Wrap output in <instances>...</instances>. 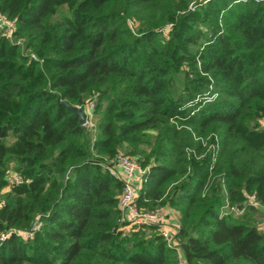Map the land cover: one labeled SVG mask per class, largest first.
I'll list each match as a JSON object with an SVG mask.
<instances>
[{
    "label": "trees",
    "instance_id": "16d2710c",
    "mask_svg": "<svg viewBox=\"0 0 264 264\" xmlns=\"http://www.w3.org/2000/svg\"><path fill=\"white\" fill-rule=\"evenodd\" d=\"M0 16V264H264L246 220L264 208V0H0ZM88 102L94 132L65 105ZM119 152L147 169L138 208L178 212L176 247L129 228Z\"/></svg>",
    "mask_w": 264,
    "mask_h": 264
},
{
    "label": "built area",
    "instance_id": "2783aa9c",
    "mask_svg": "<svg viewBox=\"0 0 264 264\" xmlns=\"http://www.w3.org/2000/svg\"><path fill=\"white\" fill-rule=\"evenodd\" d=\"M206 2V0H205ZM196 7L194 3L191 6V9ZM0 22H2L0 20ZM3 23V22H2ZM1 29L4 28L0 27ZM1 32L4 31L0 30ZM5 35V34H4ZM6 36L10 37L9 34ZM80 109L85 114V123L82 125L87 131L92 132L94 130L95 125L93 124V111H94V103L90 102L86 104L83 108L76 107ZM114 165L118 166L120 171L119 179L122 181L123 188L122 192L119 196L118 207L124 215V218L129 221L130 227H141V226H159L161 224V215L159 210L154 212H141L137 206V198H138V185L140 184L141 180L144 178L147 169H143L141 165L138 163L135 157L125 156V155H116L114 159L111 161ZM138 178H140L138 180ZM18 182V181H16ZM248 203H253L256 206V202L253 196L249 197ZM229 212H234L236 216H240L245 212L244 205H236L233 207H228ZM160 231V226H159ZM264 233V231H262ZM162 233V232H161ZM162 235L164 236L165 240L168 242L169 246L176 247L177 242L174 237H170L169 233L163 232ZM26 235H23L25 237ZM7 235L1 234L0 235V242H2Z\"/></svg>",
    "mask_w": 264,
    "mask_h": 264
},
{
    "label": "rangeland",
    "instance_id": "374dc122",
    "mask_svg": "<svg viewBox=\"0 0 264 264\" xmlns=\"http://www.w3.org/2000/svg\"><path fill=\"white\" fill-rule=\"evenodd\" d=\"M193 9H195V7L193 8ZM0 20L3 22H0V27H3L4 26V28L3 29H1L0 28V30H2V31H4V34L5 35H7V34H9L10 35V37H8V38H10V40L11 41H13L14 39L12 38L13 37V34H14V31H15V24H14V22H12V21H9V20H6L3 16H0ZM171 29V25H168V26H166L165 27V29L163 30V36L164 37H166L167 36V33L169 32V30ZM18 43H19V45H20V49H21V51H23V48H24V45H23V41H22V39L19 41H17ZM210 97V96H209ZM212 97H214V96H212ZM211 98V97H210ZM88 103H90V102H88ZM87 103V104H88ZM92 122H93V124L95 125V128H96V122H95V116L93 115V117H92ZM260 123H261V127L262 128H264V119H262V120H260ZM93 132L95 131V130H92ZM125 155V156H130V157H133V156H131V155H126L124 152H119L117 155ZM113 160V159H112ZM111 160V161H112ZM111 161L109 162V164L111 165V167H110V169L115 173V174H117V175H119V173H117V171H116V167H114V164L113 163H111ZM143 169H146V168H143ZM8 177H9V181L12 183V182H14V180H16V181H18V177L14 174V173H9L8 174ZM140 178H138V180H139ZM144 182V179H142L141 180V182H140V184L137 186L138 187V190H140L141 189V186H142V183ZM3 193H5V192H7V189H4L3 191H2ZM138 199V198H137ZM258 206V204L256 203V207ZM139 210L141 211V212H144L142 209H140L139 208ZM159 210V212L161 211L162 212V210L161 209H158ZM174 210V209H173ZM177 214H178V212L176 211V210H174ZM160 212V213H161ZM175 213V214H176ZM239 216V215H238ZM237 216V217H238ZM247 219L246 220H250V222H252L253 224H255V226L256 227H258L261 231H264V208L263 207H261V211H259L258 213H255V214H253L252 212H250L249 214H247ZM162 222H161V224L159 225L160 226V232H166L164 229L163 230H161V228H162V225H163V221H165V215H161V219H160ZM246 222V221H245ZM177 228H173L172 229V231H171V234L169 235L170 237H174V235L176 234V230Z\"/></svg>",
    "mask_w": 264,
    "mask_h": 264
},
{
    "label": "crops",
    "instance_id": "0c3cea01",
    "mask_svg": "<svg viewBox=\"0 0 264 264\" xmlns=\"http://www.w3.org/2000/svg\"><path fill=\"white\" fill-rule=\"evenodd\" d=\"M114 167H116V171H117V173H119V175L116 174V176L119 178V176H120L119 168L116 165H114ZM161 210H162V214L165 215V221H163V225H162L161 230L164 229L169 234H171V231L173 228H178V225H179L178 214L173 209H171L169 207L161 208ZM180 264H186L185 260L182 256H181Z\"/></svg>",
    "mask_w": 264,
    "mask_h": 264
},
{
    "label": "water",
    "instance_id": "95a60500",
    "mask_svg": "<svg viewBox=\"0 0 264 264\" xmlns=\"http://www.w3.org/2000/svg\"><path fill=\"white\" fill-rule=\"evenodd\" d=\"M66 107L68 108L69 111H71L73 114L79 117V124L83 125L85 123V114L82 110L77 109L74 106H70L69 104L65 103Z\"/></svg>",
    "mask_w": 264,
    "mask_h": 264
}]
</instances>
